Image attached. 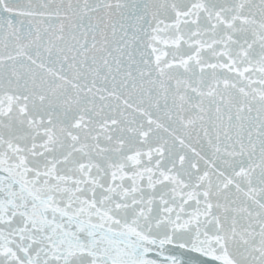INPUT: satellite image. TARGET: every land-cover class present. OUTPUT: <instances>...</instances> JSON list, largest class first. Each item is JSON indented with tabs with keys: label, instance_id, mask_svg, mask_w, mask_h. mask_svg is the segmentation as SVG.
<instances>
[{
	"label": "snow or ice",
	"instance_id": "1",
	"mask_svg": "<svg viewBox=\"0 0 264 264\" xmlns=\"http://www.w3.org/2000/svg\"><path fill=\"white\" fill-rule=\"evenodd\" d=\"M0 264H264V0H0Z\"/></svg>",
	"mask_w": 264,
	"mask_h": 264
}]
</instances>
